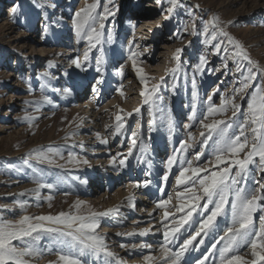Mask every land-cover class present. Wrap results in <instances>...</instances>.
<instances>
[{
    "label": "rangeland",
    "instance_id": "374dc122",
    "mask_svg": "<svg viewBox=\"0 0 264 264\" xmlns=\"http://www.w3.org/2000/svg\"><path fill=\"white\" fill-rule=\"evenodd\" d=\"M94 2L0 0V215L11 221L19 220L22 215H56L61 211H74L77 200L87 201L96 211L119 208V215L102 218L97 229L105 237L115 257L86 255L82 257L84 264H105L109 259L113 264L118 261H123V264H148L145 256L157 258L156 264H163L160 257L164 237L159 223L163 210L156 209V203L171 195L172 205H178L176 193L184 189V186L175 183L179 163L172 168L167 186L163 185L160 176L166 171L164 162L180 141L187 138L188 131L193 133L196 142L186 154L187 159L192 160L193 166L207 164L212 159L208 149L199 161L195 159L200 148L198 120L201 112L206 111L209 96L211 103L220 105L225 96L230 97L240 87L243 80L231 55L233 45H229L226 38L218 36L217 39H223L224 44L217 53L212 47L216 41L205 42L202 34L204 25L212 18H218L219 26L243 46L251 61L264 68V0H178L173 12L168 11L173 7L170 0H113V4L107 6L115 11V15L105 21L104 31L106 35L113 33L114 42L105 45L107 64L101 85L96 84L100 74L95 71V57L99 53L93 49L89 62H85L88 41L77 37L74 28L75 13ZM99 4L96 13H103L107 0H99ZM17 6L16 13H13L12 9ZM193 20L195 34L191 29L185 33V25H190ZM160 21L161 25L158 26ZM212 31L209 27V38ZM129 43L134 45L132 50L143 53L137 66L149 78V86L161 85L160 92L165 97L161 107L170 111L177 124L176 134L171 141L166 127L159 123L157 131L148 132V106L144 105L141 95L144 87L129 58ZM177 49L183 51L180 72L177 74L178 86L173 95L170 69L176 67L174 56ZM77 57L84 70L73 63ZM201 57L207 58L202 72L197 70ZM120 67L125 69L123 77L118 74ZM241 67L246 70L247 62H242ZM260 84H264V75L258 73L246 94L242 98L237 97L241 113L247 111L250 95ZM97 87L98 94L94 91ZM64 89H70L71 95H64ZM121 90L124 95L120 94ZM194 91L197 93V123L191 129H185L184 125L189 123ZM129 93L136 94L128 99ZM42 97H48L51 103H29ZM102 98L104 101L100 103ZM137 108H141L142 116L136 114ZM127 113L132 115L127 116ZM117 114L123 115L126 120L123 135H113L112 129L107 127L115 124ZM230 116L231 110L217 118L227 119ZM25 117L36 119L29 122ZM138 127L145 136H151L148 141L152 163L150 177L146 176L148 166L138 163L135 158L129 157L127 167L118 162L120 157H117V153L127 152L130 134ZM101 139L107 140V143H101ZM48 147L60 148L64 159L57 157L53 164H38L43 170L41 182L53 183L59 176L64 179L55 190L41 189L40 199H37L30 191L37 187L32 170L23 161L33 150ZM69 152L75 153L80 160L87 159L89 163L78 166L69 163ZM243 156L244 153H241V158ZM112 157H117L115 165L112 164ZM250 167L255 168L254 165ZM261 178H264V173L255 171L248 184ZM145 179L152 180L148 187L142 184ZM97 182H101L100 187ZM161 187H164L163 192L160 191ZM147 189L153 190L151 198L154 203L144 210H152V213L156 210L154 218L161 229L155 239L149 232L144 236L139 235L141 230H145L141 225L129 224L141 214V201ZM50 195L51 207L47 199ZM130 197L133 198L134 207L128 204ZM18 201L27 203L26 212L20 208ZM169 210L174 211V208L170 207ZM82 211L86 212V209ZM260 215L259 211L255 214L257 223ZM199 219V216H194V221ZM218 223L223 224V218H218ZM195 226L193 224V228ZM132 232L135 234L117 235ZM212 241L213 237L209 236L205 244L199 246V251L186 254L187 264H194L197 258L205 255ZM142 244L151 245V248L139 247ZM39 245L51 247L48 237H43ZM169 247L175 251L174 246ZM241 251L248 252V248ZM247 258L251 259L250 254ZM28 259L31 264H56L58 255L53 249L52 253Z\"/></svg>",
    "mask_w": 264,
    "mask_h": 264
},
{
    "label": "snow or ice",
    "instance_id": "6c2138e0",
    "mask_svg": "<svg viewBox=\"0 0 264 264\" xmlns=\"http://www.w3.org/2000/svg\"><path fill=\"white\" fill-rule=\"evenodd\" d=\"M170 2L173 7L168 11L173 12L178 0H170ZM108 4H113V0H107L103 13H96L100 4L99 0H95L94 3L77 11L74 16L77 37L88 41L84 61L89 62V54L93 49L99 53L95 57V71L100 74L96 79L97 85L104 83L103 73L107 64L105 45L114 42L113 33L109 32L106 35L104 31L105 21L109 16L115 15V11L110 9ZM17 8L18 6L14 7L12 12L16 13ZM209 27L213 29L210 38ZM189 29L195 34L194 20L190 25H185L183 31L187 33ZM202 34L206 43L216 41L212 47L217 53L221 51V46L224 44L223 39H217L218 36L226 38L228 44L233 45L234 50L231 55L236 60L237 71L241 72L243 80L240 82V87L236 88L230 97L225 96L220 105L211 103V96H209L208 107L206 111L201 112L198 120L200 148L195 154V159L199 161L206 149L209 150L212 159L207 164L193 166L192 160L187 159L186 154L194 148L196 141L193 133L188 131L186 132L187 138L180 141L179 146L164 162L166 171L160 176L163 185L167 186L172 168L179 163L175 183L177 186H184V189L176 193L178 205H172L171 195L156 203V209L163 210L159 221L164 237L160 259L163 260V264H187L186 254L199 251V246L205 244V239L212 236L210 250L197 258L194 264H209V262L211 264H264V203H261L264 201V178L254 179L251 185L248 184L250 176L254 175L255 171L264 173V84L256 86L251 93L245 113H241V105L236 102L238 96L242 98L246 94L258 73L264 75V68L251 61L243 46L219 26L218 18L214 17L207 21ZM133 47L132 43L128 44L129 58L144 87L141 95L144 105L148 106L147 111L150 117L148 132L157 131L159 123L160 126L166 127L168 138L171 141L176 134L177 124L170 111L161 107L165 103V97L160 92L161 85L153 84L150 87L149 78L143 74V69L137 66V61L143 53L132 50ZM182 51L183 49L176 50L174 56L176 67L170 69L173 76L171 85L173 95L178 86L179 76L177 74L180 72ZM225 51H227L226 48ZM244 61L248 64L246 70L241 67ZM206 62L207 58L201 57L197 70L202 72ZM73 63L77 68L84 70L78 57L73 60ZM124 72V67L118 69L121 77L124 76ZM163 80L162 77L161 81ZM192 83L195 88V76L192 77ZM94 91L98 94L99 88H95ZM63 94L71 95V90L64 89ZM120 94L124 95L122 90ZM196 98L197 93L194 91L188 117L189 123L184 125L185 129H191L197 123ZM29 103L40 105L51 103V100L48 97H42L41 100ZM229 110H231L230 117L217 118L226 115ZM135 112L141 115V108L135 109ZM157 113L160 114L159 119ZM131 115L132 113H127V116ZM25 119L31 122L36 118L25 117ZM115 121L114 125L107 127L112 129L113 135H123L126 130L125 117L117 114ZM70 135H75V133ZM97 136L99 137V134ZM150 139V135L145 136L142 133L141 127L131 132L127 152L117 153V157H120L119 165L127 167L129 157L135 158L138 163L148 166L149 171L146 172V176L150 177L152 175L148 143ZM101 143L106 144L107 140L101 139ZM137 153L139 155H136ZM241 153H244L243 158H241ZM57 157L64 159L61 149L48 147L33 150L23 161L24 165L32 170L37 187L30 191L36 195L37 199H40L41 189L47 188L52 191L63 182V176L57 177L53 183L41 182L43 170L38 167V164H53ZM117 157H112L113 165L117 163ZM33 161L36 163L34 164ZM68 161L77 166L81 163H89L87 159L80 160L75 153L71 152H69ZM253 165L254 169L250 167ZM234 168L235 172H233ZM81 183H87V181H81ZM151 183V179H145L142 182L144 187H148ZM160 191L163 192L164 187H161ZM230 198L231 203H229ZM47 199L51 207L52 196H48ZM132 201L133 198L130 197L128 201L130 207H134ZM18 203L20 208L26 212L27 203L25 201H18ZM73 207L74 211H61L56 215L36 217L22 215L17 221L7 220L0 215V264H31L28 258L52 253L53 249L58 255L56 264H84L82 257L86 255L96 258H99L101 254L109 258L115 257V253L109 250L105 237L100 235L97 229L102 218L114 214L119 215V208L96 211L88 205L87 201L81 200H77ZM170 207L174 208V211H170ZM82 209H86V212ZM257 211L261 212L258 223L255 220ZM194 216H199L200 219L194 221ZM218 218H223V224L218 223ZM193 224L196 225L194 228ZM149 231L150 229L141 230L139 235H147ZM134 234V232L117 233V235ZM43 237H48L51 247L39 245ZM169 245L174 246L175 251ZM121 247H127V245H121ZM139 247L151 248V245L142 244ZM245 247L248 248V252L241 251ZM249 254L251 259L247 258ZM156 259L152 256L144 257L148 264H156ZM105 264H113V261L106 260ZM117 264H123V261H118Z\"/></svg>",
    "mask_w": 264,
    "mask_h": 264
},
{
    "label": "bare ground",
    "instance_id": "6f19581e",
    "mask_svg": "<svg viewBox=\"0 0 264 264\" xmlns=\"http://www.w3.org/2000/svg\"><path fill=\"white\" fill-rule=\"evenodd\" d=\"M157 25L160 26L161 25V21ZM134 79H135L134 81L136 82V77H134ZM135 94L136 93H132V94L129 93L128 94V99H131V96H134ZM103 101H104V99L102 98L100 103H102ZM100 112H103V111H100ZM131 121H134V119H131ZM97 183H98V186L100 187L101 182H97ZM153 194H154L153 190H150V189L146 190V192L144 193L145 196L143 197V199L141 201V203H142L141 204L142 205L141 214L138 215L137 218L134 221L130 222L129 224L135 225V226H137V225L140 226L141 225L142 228L150 229L149 233L151 235H153L154 239H155L156 236H157V233L159 232V231H157V229H159V223L154 218V215L156 214V210L153 211V213H152V210L151 211L150 210L149 211H145L144 210V209H147L148 206L153 205V203H154L153 200L154 199L151 198V196H153ZM150 213H151V215H150ZM123 226H125V225H123Z\"/></svg>",
    "mask_w": 264,
    "mask_h": 264
}]
</instances>
